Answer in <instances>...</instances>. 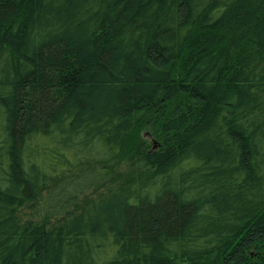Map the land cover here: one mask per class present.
Here are the masks:
<instances>
[{"label":"trees","instance_id":"1","mask_svg":"<svg viewBox=\"0 0 264 264\" xmlns=\"http://www.w3.org/2000/svg\"><path fill=\"white\" fill-rule=\"evenodd\" d=\"M0 264H264V0H0Z\"/></svg>","mask_w":264,"mask_h":264},{"label":"rangeland","instance_id":"2","mask_svg":"<svg viewBox=\"0 0 264 264\" xmlns=\"http://www.w3.org/2000/svg\"><path fill=\"white\" fill-rule=\"evenodd\" d=\"M149 118L152 119V120H154V115H153V116L151 115ZM152 130H153V129L147 128L145 132H142V133H141V135H142L144 138H146L147 140L150 141V139H152V137H151V135H150V134H152Z\"/></svg>","mask_w":264,"mask_h":264}]
</instances>
